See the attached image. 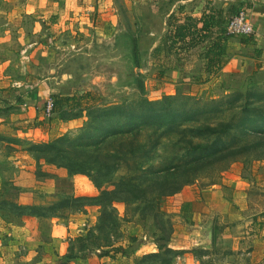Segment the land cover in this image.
<instances>
[{
	"label": "rangeland",
	"instance_id": "obj_1",
	"mask_svg": "<svg viewBox=\"0 0 264 264\" xmlns=\"http://www.w3.org/2000/svg\"><path fill=\"white\" fill-rule=\"evenodd\" d=\"M216 1L222 6L239 0ZM121 6L119 24L138 33L140 15L127 4ZM7 26L0 20V115L6 117V129L0 132V223H5L0 238L24 236L17 229L22 216H36L25 211L46 210L50 218L71 227L63 238V257L70 260L89 250L114 259L103 264H116L118 255L126 259L124 254L134 255L143 244L172 236L181 226L183 207H192L186 198L208 196L216 184L234 202L241 197L236 187L243 183L246 202L242 197L243 202L233 205L264 207V37L253 49L243 42L247 37L232 36V43L247 47L241 54L242 70L222 91L214 86L207 94L203 85L199 91L207 92L200 94L188 85L157 90L154 71L145 72L141 63L132 71L125 64L124 74L113 78L102 65L116 50L92 54L89 47L88 54L77 56L72 46H57L46 24L39 38L21 35L13 24L5 32ZM134 39L138 44L139 36ZM37 40L42 46L27 47ZM142 47L138 45L141 60L150 54ZM192 52L201 55V45ZM90 57L102 59L91 62ZM84 64L86 68H79ZM129 72L132 81L118 82L130 77ZM87 92L91 97L82 96ZM56 96L82 98L46 116L43 103ZM144 100L167 115L163 122H138L135 116ZM32 102L40 115L30 120L26 114ZM22 171L23 186L15 179ZM114 196L117 200L109 203ZM99 199L106 201L104 206L88 204ZM44 239L52 237L46 234ZM40 245L31 250L42 253L45 245ZM52 249L58 252L61 246ZM28 251L22 246L17 256ZM49 257L53 260L44 264L61 262L58 255L57 260ZM32 264H42V259Z\"/></svg>",
	"mask_w": 264,
	"mask_h": 264
},
{
	"label": "crops",
	"instance_id": "obj_2",
	"mask_svg": "<svg viewBox=\"0 0 264 264\" xmlns=\"http://www.w3.org/2000/svg\"><path fill=\"white\" fill-rule=\"evenodd\" d=\"M239 1L246 2L247 0ZM248 1L252 3V6L247 9L251 20L259 30L256 38L260 45L263 42L262 37H264V0ZM208 2H211L210 5L214 9H223L224 17L227 15L228 8L238 3L230 1L226 5L216 6V4H220L216 0H207V2L206 0H0V20L8 25L5 32H9V27L13 24L21 35L38 38L44 34L43 26L46 24L47 29H50L49 34H53L52 38L57 46L69 50L73 47L77 56L88 54L86 49L89 47H91L89 53L92 54H99V51L102 54L104 49L116 50V55L107 60L109 62L106 64L109 65H102L103 68L109 70L113 78L115 75L122 76L124 65L133 62L134 56L131 53L133 41L135 36H139L138 45L144 46L142 48L145 53L150 52L148 58L140 59V63L144 66L145 72L154 71V80L158 82L157 90L165 92L188 85L193 88L188 89L189 91L193 90L191 91L193 93L204 94L209 90L208 94L211 87L215 86V91H222L229 87V83L236 77L237 72L242 70L239 66L243 50L247 47L255 49L256 44L250 43L251 46L247 47L237 46L232 43L233 37H229L226 42V61L221 68L213 66L211 72L206 70V58L202 46L201 55L196 57L192 50H189L181 60H178V53L175 50L172 52L168 50V46L161 52L157 51L158 47H164L162 38L171 32L174 33L178 25L193 24L194 27L191 31L195 32V36L203 32L201 27L203 20L207 18L206 14L209 13L206 10ZM122 3L129 5L132 11H136L140 15L142 29L138 33L119 24ZM171 17L174 18L173 23L168 22ZM223 26L225 27V23ZM210 29L209 33L212 32V35L218 34L219 27L216 24ZM260 36H262L261 41ZM37 45L42 46L39 40L27 47ZM125 52L130 56L127 57ZM99 59L102 58L90 57L89 61H98ZM259 60L261 61L263 58H259ZM86 67L87 64L79 66V68ZM189 70L191 72H188ZM123 80L124 77L118 78V82H123ZM203 85H206L204 89L207 90L204 91L201 88L199 91V86ZM17 92L20 96L17 100H20L21 91ZM39 94L38 92L37 96ZM35 102L38 103V99ZM36 103L32 102L27 109L26 116L30 117V120L40 115ZM5 118L0 115V132L6 129ZM0 135L2 134L0 133ZM11 157L10 155L8 159ZM15 179L18 184L23 186L25 184L23 181L26 179L24 171ZM236 188H240L238 197H241L234 202L235 198H232L230 193H226L225 188L223 189L220 184H216V187L214 185L208 196L186 198V202H190L192 207H183L180 218H178L181 226H176L177 228L168 243L169 247L181 252L176 256L174 264H264V207L233 205L235 202H243V198L246 202L248 196L243 183L242 186ZM195 204L197 206L193 207ZM213 213L214 215H211ZM212 216L214 218V246L211 249L195 248L194 241L190 238L191 227L209 223ZM21 223L17 229L24 232V236L0 238V264H32L37 260V257L41 258L42 264H44L43 260H53L49 257L50 255H53L55 260L58 255V260L61 259L59 264H63V260L67 261L66 264L114 262L111 256L108 258V255H99L98 252L89 250L86 254L77 255L76 258L70 260L63 257L66 255V252L62 251L63 238L72 230L65 223L57 221L55 217L22 216ZM4 224L0 223V227L5 226ZM46 234L51 235L52 239H44ZM0 236H2L1 232ZM40 244L45 245H43L42 253L38 250H31L35 247L40 249ZM51 245L56 248H59L60 245L61 249L55 252L52 249L55 247ZM22 246L30 251L24 252L18 257L17 249ZM147 248L150 249L147 251ZM46 251L47 254H45ZM158 251L159 247L155 242L143 244L134 251V255L124 254L126 259L124 256L118 255L116 264H139L145 255ZM130 257H133L132 263L129 261ZM55 264L58 262L56 261Z\"/></svg>",
	"mask_w": 264,
	"mask_h": 264
},
{
	"label": "trees",
	"instance_id": "obj_3",
	"mask_svg": "<svg viewBox=\"0 0 264 264\" xmlns=\"http://www.w3.org/2000/svg\"><path fill=\"white\" fill-rule=\"evenodd\" d=\"M211 2H208L206 6V10H208L209 13H207V18L203 20V26L201 27L203 32H200L198 36H195V32L191 31L192 27H194L193 24L191 23H184L181 25H178L175 32H171L170 34L164 36L163 42H164V47L160 46L157 48L158 52H161L163 49H165L166 46H168V50L170 52L176 51L178 53V60H181L182 57L189 52V50H193L196 48L198 45H201L203 47V52L206 58V70L207 71H212L213 66H217V68H221V66L224 64L226 61V55H227V45L226 42L228 41L229 36L226 33V26H223V23H228V21L240 10L239 7H251L252 3L249 1H239L238 3L231 5L228 8L227 12V19L224 17L223 9H214L211 5ZM216 19V20H214ZM215 22V23H213ZM216 24L217 27H219L218 34L216 36L212 35L209 33L211 30L210 28L213 27V25ZM187 38H189L187 40ZM244 43H253L256 44L258 47L257 43V38L256 35H252L247 37L245 40H243ZM182 43H184L182 45ZM258 53H261L260 49H256ZM133 62L129 63V68L128 71H132L135 65L140 64V56L138 52V44L137 41L134 39L133 41ZM127 71V73H128ZM130 77H128L125 81H132L134 77L132 76L131 72L128 74ZM85 97H91V92H87L86 94L82 95ZM81 96L80 97H75V96H56L54 98V110L61 108L65 104H69L71 101L77 100L78 102L81 101ZM101 97H98L100 99ZM96 100V98H95ZM143 107L141 108V113L140 115H136L135 117L137 118L139 123L142 124H151L153 122H163V120L166 118V114L159 112L158 108H154L153 104H150L148 101L144 100L143 101ZM46 105V101L43 103V108ZM163 197V196H162ZM76 198V197H74ZM81 198V197H77ZM118 197L114 196L109 203H112L114 200H117ZM76 200V199H75ZM106 201H101L100 199L88 204H95L99 206H104ZM108 203V204H109ZM66 206V205H65ZM24 208L26 209H35V206L31 205H25ZM63 207H60L62 210ZM154 210L155 207H152ZM44 209V208H43ZM25 213H30L32 215L36 216H42V217H50L46 210H37V212H32V211H25ZM55 214V213H53ZM171 234L170 236H163V239L158 240L157 244L159 247V251L155 253H150L145 255L139 264H148L149 261H154L158 262L155 264H173L174 263V257H176L179 253V251H176L172 249L171 247L168 246V243L170 241ZM215 239V238H214ZM163 250V251H162ZM162 251V253H161ZM177 253V255H176ZM129 254V253H128ZM176 255V256H175ZM164 256V257H163ZM153 264V263H151Z\"/></svg>",
	"mask_w": 264,
	"mask_h": 264
},
{
	"label": "built area",
	"instance_id": "obj_4",
	"mask_svg": "<svg viewBox=\"0 0 264 264\" xmlns=\"http://www.w3.org/2000/svg\"><path fill=\"white\" fill-rule=\"evenodd\" d=\"M256 28L246 9L239 10L227 23L226 33L229 36L249 37L256 34ZM54 113V99L49 97L46 100L44 114L52 116Z\"/></svg>",
	"mask_w": 264,
	"mask_h": 264
},
{
	"label": "water",
	"instance_id": "obj_5",
	"mask_svg": "<svg viewBox=\"0 0 264 264\" xmlns=\"http://www.w3.org/2000/svg\"><path fill=\"white\" fill-rule=\"evenodd\" d=\"M214 218L210 222L200 226H192L194 233L191 234V239L194 241L195 248H212L214 246Z\"/></svg>",
	"mask_w": 264,
	"mask_h": 264
}]
</instances>
